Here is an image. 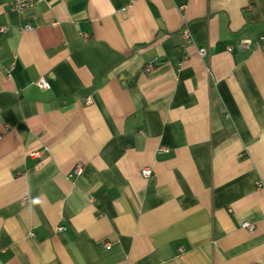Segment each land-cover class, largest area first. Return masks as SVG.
<instances>
[{"label": "crops", "instance_id": "obj_1", "mask_svg": "<svg viewBox=\"0 0 264 264\" xmlns=\"http://www.w3.org/2000/svg\"><path fill=\"white\" fill-rule=\"evenodd\" d=\"M13 5L0 264H264V0Z\"/></svg>", "mask_w": 264, "mask_h": 264}, {"label": "built area", "instance_id": "obj_2", "mask_svg": "<svg viewBox=\"0 0 264 264\" xmlns=\"http://www.w3.org/2000/svg\"><path fill=\"white\" fill-rule=\"evenodd\" d=\"M13 1H14L13 9H14V11H17V12H23L27 9L33 8L36 4V0H13ZM24 28H25V30H28V31H31L33 29L32 26H30V25H26ZM185 36L187 39H189L188 32L185 33ZM240 47L246 48V47H249V44L247 42H244L242 44V46H240ZM199 53L202 57L207 56V51L204 48H200ZM150 67H151V65H150ZM37 86L43 90L49 89V84L44 79H39L37 81ZM87 102L91 103V100H88ZM81 168H83V165L79 164V166L75 169V173L79 174ZM142 175L145 179H147V178L151 177L152 172L150 169H144L142 171ZM244 227L251 229V227L248 224H245ZM60 230H63V228H60Z\"/></svg>", "mask_w": 264, "mask_h": 264}, {"label": "rangeland", "instance_id": "obj_3", "mask_svg": "<svg viewBox=\"0 0 264 264\" xmlns=\"http://www.w3.org/2000/svg\"><path fill=\"white\" fill-rule=\"evenodd\" d=\"M107 247H109V246H107Z\"/></svg>", "mask_w": 264, "mask_h": 264}]
</instances>
